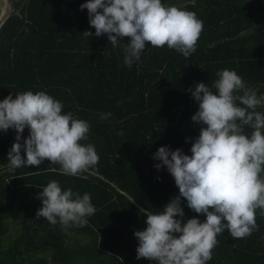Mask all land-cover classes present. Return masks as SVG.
Masks as SVG:
<instances>
[{"label":"trees","instance_id":"1","mask_svg":"<svg viewBox=\"0 0 264 264\" xmlns=\"http://www.w3.org/2000/svg\"><path fill=\"white\" fill-rule=\"evenodd\" d=\"M161 2L193 12L203 22L196 51L185 58L167 45L146 42L129 68L124 57L130 38L113 45L107 34L97 37L88 10H80L86 0L8 1L0 23V93L15 98L26 91L45 92L60 101L62 113L90 124L88 139L79 143L94 145L99 161L78 176L61 174L60 165L48 160L10 171L7 156L16 133L0 130V264H154L136 259L134 232L147 227L140 209L159 213L179 194L167 169L154 167L159 161L153 154L168 146L191 155L201 125L191 120L198 103L188 89L199 82L211 87L216 73L229 69L258 96L264 94V0ZM257 111L264 113V107ZM244 131L250 135L252 129ZM28 135L26 127L22 136ZM52 180L62 191L90 194L96 211L86 226L63 229L59 222L36 218L42 207L38 193ZM181 207L184 222L206 219L184 198ZM259 213V229L250 236L234 239L227 229L217 234L206 264H264ZM16 218L21 226L10 239V220Z\"/></svg>","mask_w":264,"mask_h":264},{"label":"clouds","instance_id":"2","mask_svg":"<svg viewBox=\"0 0 264 264\" xmlns=\"http://www.w3.org/2000/svg\"><path fill=\"white\" fill-rule=\"evenodd\" d=\"M84 9L97 37L107 34L113 45L130 38L124 57L129 68L140 59L146 42L155 48L167 45L189 57L203 30L195 13L165 6L161 0H86L80 5ZM216 76L211 87L199 82L188 89L198 103L191 120L201 125L191 155L168 146L153 154L159 161L154 167L167 169L179 194L159 213L140 209L147 227L134 232L136 259L146 258L154 264H206L218 243L217 234L227 229L232 238L239 239L259 229L256 210L264 216V179L260 177L264 172V113L257 108L264 107V94L258 96L234 70L222 69ZM63 107L45 92L26 91L15 98L10 94L0 101V130L16 133L7 156L10 171L38 167L48 160L60 165L61 174L78 176L98 164L94 145L79 143L88 139L90 124L71 112L62 113ZM110 116L105 113L101 119ZM26 127L29 135L24 138ZM246 127L252 129L250 135L245 133ZM38 198L42 207L36 218L52 225L59 222L63 229L86 226L87 217L96 211L89 193L81 196L70 188L62 191L55 180L43 187ZM181 198L206 219L201 222L192 217L184 222Z\"/></svg>","mask_w":264,"mask_h":264},{"label":"rangeland","instance_id":"3","mask_svg":"<svg viewBox=\"0 0 264 264\" xmlns=\"http://www.w3.org/2000/svg\"><path fill=\"white\" fill-rule=\"evenodd\" d=\"M8 1L9 0H0V23L5 18L8 12ZM4 99L3 95L0 93V101ZM16 219L10 220V233L8 234V237L12 239L19 231V223L16 221Z\"/></svg>","mask_w":264,"mask_h":264},{"label":"crops","instance_id":"4","mask_svg":"<svg viewBox=\"0 0 264 264\" xmlns=\"http://www.w3.org/2000/svg\"><path fill=\"white\" fill-rule=\"evenodd\" d=\"M7 14H8V12H7ZM2 22V21H1Z\"/></svg>","mask_w":264,"mask_h":264},{"label":"water","instance_id":"5","mask_svg":"<svg viewBox=\"0 0 264 264\" xmlns=\"http://www.w3.org/2000/svg\"><path fill=\"white\" fill-rule=\"evenodd\" d=\"M4 19V18H3Z\"/></svg>","mask_w":264,"mask_h":264}]
</instances>
